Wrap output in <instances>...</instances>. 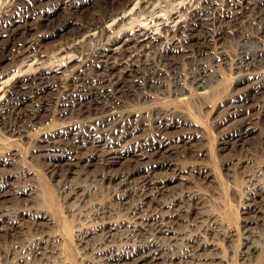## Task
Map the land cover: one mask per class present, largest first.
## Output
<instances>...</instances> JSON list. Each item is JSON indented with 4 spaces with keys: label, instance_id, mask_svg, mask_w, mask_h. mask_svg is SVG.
I'll list each match as a JSON object with an SVG mask.
<instances>
[{
    "label": "rangeland",
    "instance_id": "obj_1",
    "mask_svg": "<svg viewBox=\"0 0 264 264\" xmlns=\"http://www.w3.org/2000/svg\"><path fill=\"white\" fill-rule=\"evenodd\" d=\"M160 1L156 2L158 6L170 14L173 12H170L171 9L174 12L179 10L178 5L183 0ZM71 2L87 6L80 20L92 21V0H20L18 6L23 9L17 15L20 18H0V60L9 57L17 42L30 35L39 36L37 31L41 33L46 29L47 14L52 15L54 24L65 22L70 15ZM139 2L131 0L125 6L122 16H133ZM219 2V9L211 12L207 24L213 27V31H218L226 18L220 13L226 9L223 6L226 5L225 0ZM163 10L159 15H165ZM145 17L135 18L137 21L131 23L133 28H138V25L148 26L149 21ZM248 19H243L244 31L259 35L262 22L255 20L254 23ZM246 20L251 23L248 24ZM113 21L107 20L104 25L107 27ZM15 24H21L23 31L27 28L30 32L25 31V36H22L21 31L15 37L12 29ZM124 24L133 29L126 21ZM231 40L222 43L212 40L211 51L222 48L228 55V63L222 62L217 66L212 59L209 61V57L204 60L210 68L214 67L211 71L216 75L212 82L208 81L212 88L205 97L164 105L170 114L169 118L162 120L166 126L165 132L168 131L172 136L194 135L192 149L185 145L169 150L166 147L154 157L140 156L134 152L120 154L123 149L132 151V147L137 142H143L144 137L160 140L157 119L160 115L141 109L136 114L137 132L122 140L118 139L115 144L109 145L106 141L107 145L100 148L106 150V153L98 149L99 157L88 158L92 155V149L83 150L88 159L80 162L56 158L62 153L56 149L57 146H52L51 141L45 139L35 138L18 146L8 145L2 133L4 131L0 128V158L3 160L0 162V191L7 192L0 197V264H16L21 257V264H63V261L95 264L87 246L93 245L102 235L101 231L88 233L95 228L93 222L97 218V211L101 212L99 216L104 217L101 221L109 222L108 228H112V238L119 248L116 249L121 252L128 245L132 246V240L135 243L134 239L128 240L127 236L130 230L138 229L140 240L143 237V240H155L166 247L167 254H179L175 264H264V192L257 188L264 182L263 109L252 108L254 117L240 132L242 136L228 137V132L245 116V109H251V100L255 97H260V100L264 98V81L257 77L237 78L235 66L241 55V45L238 40ZM66 42L65 36L43 37L40 45L21 58L16 67L7 65L4 80L13 76L17 68L34 65L38 59L45 61L46 66L57 64L58 58L54 55ZM88 44L77 52V57L84 60L85 64L91 62L94 52L105 45ZM178 45L184 50L179 58L178 72L189 94L190 90H194L190 75L199 59L196 44L181 40ZM31 77L26 74L22 79L32 81ZM166 77L172 83L166 80L168 85L165 84L164 90L167 91V97H159L161 102L165 98L172 99L175 78ZM69 83L60 82L54 93L48 94L50 101L57 100L55 108L61 105ZM156 97V102H160ZM63 120L58 119L56 122ZM102 155H105L104 159ZM6 160H11L14 165L9 166ZM128 172L134 174L132 178H129ZM149 172L153 179L162 184L160 190L151 188L147 195L139 188V181ZM191 193L198 196L196 200L191 199ZM140 205L139 210L134 208ZM135 209L138 211L137 216L132 213ZM160 221H164L172 232L163 235L155 232L154 227ZM183 235H195L204 244L203 249L198 251V258L189 260L182 257L187 251ZM249 235L259 241L260 248L258 253L246 255V238Z\"/></svg>",
    "mask_w": 264,
    "mask_h": 264
},
{
    "label": "bare ground",
    "instance_id": "obj_2",
    "mask_svg": "<svg viewBox=\"0 0 264 264\" xmlns=\"http://www.w3.org/2000/svg\"><path fill=\"white\" fill-rule=\"evenodd\" d=\"M19 1L0 0V18L2 16L20 18L17 15L23 9L18 6ZM130 1L92 0V21L87 22L80 20L81 16H84L83 12L87 6L83 4L76 5L71 2L70 15L65 22L58 25L54 24L52 15L47 14L45 18V20H48L46 29L41 33L37 31L38 29L35 30L39 33V36L30 35L29 38L17 42L10 51L9 57L5 59L3 57V60H0V96H2L0 97V128L4 131L1 132L4 134L5 143L18 146L26 140L45 139L51 141L52 146H57L56 149L62 153L56 158L80 162L88 158L99 157L98 149L104 148L108 143L109 145L118 143V139L122 140L125 136L137 132L139 128L136 125V114L137 110L141 109L144 111L150 110L160 115V118H157L160 125V127L158 126L160 140L154 141L150 137H144L143 142H137L132 147V151L123 149L120 154L134 152L140 156L154 157L166 147V150H169L185 145L192 149V136L194 135L172 136L168 131L165 132L166 126L162 120L169 118L170 114L165 110L164 105L201 99L208 94L212 88V86L210 88L208 81L212 82L211 80L216 75L214 71H211L213 66L210 68L208 62L204 60H208L207 57H209V61L212 59L218 66L219 63L226 62L228 59V55L221 50L222 48L215 49L214 52L211 51L212 40L221 43L230 39L238 40L241 45V55L239 57V54H236L238 56L235 66L237 78L257 77L264 81V39H262L264 38V0H225L226 5L223 6L226 9L221 10L220 13L224 18L226 17V20H223L220 30L217 28L218 31H213V27L207 24L211 12L217 11L221 5L219 0H183L181 3L179 2V10L177 8L178 11L174 12L171 9L169 11L173 12H169L170 14L164 11L165 9L161 8L162 6H158L156 2L161 3L160 0H140L137 4L139 6L138 10L133 13V16H122L125 6ZM162 10L168 16L159 15ZM143 15L146 16L144 19L149 21L148 26L138 25V28H133L132 21L136 20L137 17L142 18ZM244 18H249L248 20L254 21V23L255 20L262 22L260 30H258L260 31L258 34L262 37L244 31ZM110 19L114 21L106 27L104 23ZM248 20H246L248 24L251 23ZM115 21L117 22L115 23ZM125 21L133 29L126 27ZM119 24L121 27L118 29ZM22 28L21 24L13 25L12 29L15 37L21 31L22 36L30 32L29 29L26 28L23 31ZM154 30L158 32L154 33ZM255 33L257 32L255 31ZM50 35L65 36L67 39L66 44L54 55L55 58H58L56 59L57 64L46 66L45 61L38 59L34 65L17 68V72L13 76L4 80L3 74L7 69V65L16 67L21 58L30 54L33 49L40 45L43 37ZM181 40L190 44L194 42L196 44V55L199 58L194 72L192 71V76L190 75L191 80H189L194 90H190L189 94L188 90L184 89L183 80L178 72L179 58L184 51L178 45ZM88 43L99 46L105 44L106 46L104 45L101 49L95 51L91 62L85 64L84 60L81 61L82 59L80 60V57H77V52ZM192 65L194 64L192 63ZM26 74L32 75V81L22 79V76ZM167 75L174 76V89L171 91L172 99L165 98L162 103L159 97L161 98L167 92L164 90L166 80L169 82ZM62 81H70V83L67 85L68 89L65 97H62L63 100L61 99V105L55 108L54 103L57 100L55 102L50 101L47 96L54 93L53 91ZM156 96H158L160 102H156ZM248 100L250 101L249 98ZM250 108V110L245 109V116L228 132V137L237 138L241 135L240 132L244 131L247 124L254 117L252 108H260L264 111V98L262 100H260V97L252 99ZM183 113H180L181 116ZM58 119L64 120L56 122ZM183 121L186 122V120ZM178 122H180V119ZM155 133H153V136ZM89 148L93 152L87 158L83 150ZM100 151L106 153V150ZM104 156L101 157L104 159ZM1 161L3 160L0 158ZM6 163L9 166L14 165L11 160H6ZM150 173L141 177L139 181V188L144 194H147L151 188H156V190L161 188L162 182L153 179ZM127 175L132 178L134 174L128 172ZM103 179H105L104 175ZM262 184L257 187L260 192H264V182ZM112 192L114 193V191ZM6 193L0 191V197ZM189 196H191V199L198 197L192 193ZM134 208L139 210L141 205ZM136 209L132 211L135 216L138 215ZM95 214L97 215L95 222H93L95 228L88 233L101 231L102 235L93 245L87 246V250L92 253L95 264H175V258L179 254H167L166 247L155 240H143L144 237L140 240L141 235L138 229L130 230L131 233L127 236L128 240L134 239L135 243L133 244L132 240V246L128 245L129 247L127 246L123 250L124 252L117 250L119 248L116 247L117 243L110 232L112 228H108L109 222L100 220L102 218V216H99L101 212L97 211ZM10 218L14 217L11 216ZM132 225L138 226L137 224ZM167 227L164 221H160V224L154 227V231L161 235L172 232V229ZM183 236L182 239L187 251L184 252L182 257L189 260L198 258V251L203 249L204 244L200 243L199 237L197 238L195 235ZM257 236L259 235L257 234ZM246 239L245 254L258 253L259 241L250 238V235ZM118 241L120 242V240ZM21 258H18L16 264H21ZM63 264L71 263L63 261Z\"/></svg>",
    "mask_w": 264,
    "mask_h": 264
}]
</instances>
